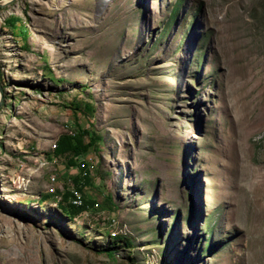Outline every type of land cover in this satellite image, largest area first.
<instances>
[{
    "label": "rangeland",
    "instance_id": "obj_1",
    "mask_svg": "<svg viewBox=\"0 0 264 264\" xmlns=\"http://www.w3.org/2000/svg\"><path fill=\"white\" fill-rule=\"evenodd\" d=\"M1 3L0 264H264V0ZM77 127L98 205L69 220Z\"/></svg>",
    "mask_w": 264,
    "mask_h": 264
},
{
    "label": "trees",
    "instance_id": "obj_2",
    "mask_svg": "<svg viewBox=\"0 0 264 264\" xmlns=\"http://www.w3.org/2000/svg\"><path fill=\"white\" fill-rule=\"evenodd\" d=\"M4 24L7 25L13 34L20 38L25 43L28 38L24 24L22 20L17 16H10L4 20ZM76 104L73 108H76ZM79 109V108H78ZM92 107L88 103H83V112L91 113ZM87 138V141H86ZM101 138L94 134L92 131L77 127L70 134H62L58 137L54 149H52V155L55 157H64L66 168H77L79 174L83 179L80 181L77 177L71 178L73 189L69 190L67 187H63L62 191L54 190V196L58 197L57 205L61 212L69 218L74 220L81 214L85 213L89 209H94L98 204L92 197L87 196L82 190L90 183V173L88 164L83 161L82 157L89 154L91 151L98 152V144ZM76 195L79 196L80 204H74L72 201L76 199ZM52 195L44 194L40 196L42 201L49 200ZM105 206L112 204L111 198H104ZM119 238L117 237L116 240ZM124 245L127 248H131V244L124 241ZM104 251V250H103ZM105 254L109 259H113L114 252L111 249L105 250Z\"/></svg>",
    "mask_w": 264,
    "mask_h": 264
},
{
    "label": "built area",
    "instance_id": "obj_3",
    "mask_svg": "<svg viewBox=\"0 0 264 264\" xmlns=\"http://www.w3.org/2000/svg\"><path fill=\"white\" fill-rule=\"evenodd\" d=\"M54 147H55V143L52 145V149H54ZM55 181H56V175H51V177L49 178V186H52V187H50V189H47L49 192L54 193L53 184H54ZM72 203L77 204V205L81 203V201L79 200V196L78 195H76V199H74L72 201Z\"/></svg>",
    "mask_w": 264,
    "mask_h": 264
},
{
    "label": "water",
    "instance_id": "obj_4",
    "mask_svg": "<svg viewBox=\"0 0 264 264\" xmlns=\"http://www.w3.org/2000/svg\"><path fill=\"white\" fill-rule=\"evenodd\" d=\"M4 4H6V3H1V5H0V6H2V5H4ZM0 92H1V89H0Z\"/></svg>",
    "mask_w": 264,
    "mask_h": 264
},
{
    "label": "bare ground",
    "instance_id": "obj_5",
    "mask_svg": "<svg viewBox=\"0 0 264 264\" xmlns=\"http://www.w3.org/2000/svg\"><path fill=\"white\" fill-rule=\"evenodd\" d=\"M7 3V2H6Z\"/></svg>",
    "mask_w": 264,
    "mask_h": 264
}]
</instances>
